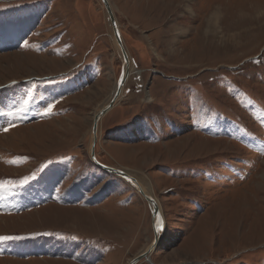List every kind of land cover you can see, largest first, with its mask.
<instances>
[{
  "label": "rangeland",
  "instance_id": "1",
  "mask_svg": "<svg viewBox=\"0 0 264 264\" xmlns=\"http://www.w3.org/2000/svg\"><path fill=\"white\" fill-rule=\"evenodd\" d=\"M109 3L131 69L95 156L147 180L165 223L137 264H264V0ZM122 69L101 0H0V264L151 246L142 196L89 155Z\"/></svg>",
  "mask_w": 264,
  "mask_h": 264
},
{
  "label": "water",
  "instance_id": "2",
  "mask_svg": "<svg viewBox=\"0 0 264 264\" xmlns=\"http://www.w3.org/2000/svg\"><path fill=\"white\" fill-rule=\"evenodd\" d=\"M101 2L103 3V6L105 8V11H106V15H107V19H108V22L110 23V27H111V31H112V35H113V40H114V43L121 47V54H122V57L126 58V54H125V51L123 49V45H122V40H121V36H120V33H119V30H118V27H117V24H116V21H115V18L111 12V9L110 7L108 6L107 4V1L106 0H101ZM122 60V61H124ZM124 64V62H123ZM123 69H122V72H121V75L118 79V83H117V88L118 87H121V89L123 88V86L125 85V81L126 79L124 80V78L122 77L123 75ZM115 104H110L108 107H106L104 110L100 111L98 113V115L95 117V120L93 122V126H92V141H91V147H90V159H91V162L96 166L98 167L99 169H101L102 171L108 173V174H111V175H115L119 178H121L122 180H128V173L123 171V170H120V169H117V168H113V167H109V166H106L102 163H100L98 160L95 159V142H96V139H95V136H96V131H97V128H98V124H99V120L108 112L110 111L113 107H114ZM140 193L143 195V198L145 199L146 203L148 204V207H149V210H150V213H151V217H152V230H153V234H154V238H153V241H152V244H151V248L149 249L148 251V254L151 253V251L159 244V241H160V238L162 237V233L164 231V227H165V223L163 222V219H162V222L160 223L159 221V224L157 225L156 221H155V218H154V214H157L158 211H157V207H158V204L157 202L151 198V197H148V196H145L141 191ZM156 225L161 228L162 230V233H159V235H157L155 229H156ZM141 258H145L147 259V254L145 255H140V256H137V257H134L129 264H137L139 262V260Z\"/></svg>",
  "mask_w": 264,
  "mask_h": 264
},
{
  "label": "bare ground",
  "instance_id": "3",
  "mask_svg": "<svg viewBox=\"0 0 264 264\" xmlns=\"http://www.w3.org/2000/svg\"><path fill=\"white\" fill-rule=\"evenodd\" d=\"M107 1V4H108V6L110 7V9H111V12H112V14H113V8H112V6H111V4L109 3V0H106ZM259 11V10H258ZM263 12V11H262ZM255 15V14H254ZM261 15V14H260ZM113 16H114V14H113ZM106 17H107V15H106ZM218 17V16H217ZM222 17V16H221ZM260 17V16H259ZM230 18V17H229ZM242 18H244V16L242 17ZM260 19V18H259ZM213 20V19H212ZM225 20V19H224ZM228 20V19H227ZM233 20H235V19H233ZM254 20V19H253ZM252 20V21H253ZM258 20V19H257ZM107 21H108V19H107ZM116 21V20H115ZM219 21V20H218ZM229 22H230V20H228ZM260 21V20H259ZM220 22V21H219ZM246 22H248V23H253V22H251L250 20H246ZM256 22V21H255ZM234 23V22H233ZM108 24H109V27H110V23L108 22ZM116 24H117V22H116ZM210 24V23H209ZM235 24V23H234ZM216 25H217V22H216ZM240 25V24H239ZM214 26H215V24H214ZM213 26V27H214ZM234 26V25H233ZM117 27H118V25H117ZM212 27V26H211ZM237 27H238V25H237ZM262 27V26H261ZM234 29V28H233ZM118 30H119V28H118ZM212 30V29H211ZM110 31H111V27H110ZM213 31V30H212ZM214 32V31H213ZM255 32V31H254ZM119 33H120V31H119ZM227 33V32H226ZM121 36V35H120ZM243 36H247V39H249V36H248V34L247 33H245L244 32V34L243 35H239V37L241 38H243ZM111 38H112V42H113V45H114V47H115V49H116V51H117V53H118V55L120 56V58H121V60H124V58L122 57V54H121V47H119V46H117L115 43H114V40H113V35H112V31H111ZM232 38H234V36H232ZM239 38V39H240ZM122 40V39H121ZM239 42H238V40H236L233 44H228V46L229 47H232L234 44H238ZM122 45H123V41H122ZM123 49H124V51H125V54H126V58H125V60L124 61H122V64H123V62H124V64H123V75H122V77L124 78V80L126 79V81L129 79V75H130V69H131V64H130V59H129V56L127 55V52H126V50H125V48H124V45H123ZM30 78V77H29ZM23 79H25V78H23ZM126 81H125V83H126ZM118 83V82H117ZM117 83L115 84V86H114V88H113V90H112V94H110V96L107 98V100L103 103V105L100 107V109L97 111V112H95V114H94V120H95V117L98 115V113L100 112V111H102V110H104L106 107H108L110 104L112 105V104H116V102H117V100L119 99V97L121 96V94H122V91H123V88L121 89V87H118L117 88ZM124 87V86H123ZM241 100H244V99H241ZM109 101V102H108ZM108 102V103H107ZM242 102V101H241ZM107 103V105H105ZM105 105V106H104ZM104 106V107H103ZM115 106V105H114ZM94 120H93V122H94ZM101 121V119L99 120V122ZM99 125V124H98ZM91 132H92V130H91ZM95 139H96V142L98 141V139H99V126H98V128H97V131H96V136H95ZM230 143H231V141H230ZM233 144V143H232ZM231 144V145H232ZM234 146V145H233ZM62 147V146H61ZM239 148V147H238ZM53 149H54V147H53ZM50 151V150H49ZM51 151H52V149H51ZM225 154V153H224ZM89 155H90V151H89ZM95 159L97 160V158H96V156H95ZM113 168H115V167H113ZM117 169H119V168H117ZM121 170V169H120ZM123 171H125V172H129V171H127V170H123ZM128 175V180H126V182H125V184H126V186L129 188V189H132L134 192H136V193H139L141 196H142V198H143V195L140 193V191L145 195V196H148V197H151V198H153L156 202H157V200L152 196V190H151V188L152 187H150V184L148 183V181L147 180H145L143 177H139V176H137L134 172L133 173H128L127 174ZM112 176V175H111ZM114 179V178H113ZM122 180V179H121ZM121 180H119V182H121ZM124 181V180H123ZM122 183V182H121ZM153 189V188H152ZM144 199V198H143ZM144 201H145V199H144ZM145 203H146V201H145ZM105 204V203H104ZM158 204V203H157ZM9 205V204H8ZM146 205L148 206V204L146 203ZM8 207V206H7ZM149 208V207H148ZM158 209H157V211H158V213L157 214H154V218H155V221H156V223H157V225L159 224V221H160V223L162 222V214H161V212H160V207H159V205H158V207H157ZM207 222H210V221H207ZM212 223V222H211ZM156 225V227H158ZM153 229V228H152ZM161 229V228H160ZM162 232V230L160 231V233ZM115 242V241H114ZM115 244H116V242H115ZM151 247L149 246L147 249H145V250H143V251H141L140 252V254L138 255V256H142V255H146L147 254V258H148V251H149V249H150ZM192 248V247H191ZM152 249V248H151ZM203 250V249H202ZM131 261V260H130ZM130 261L127 263V264H129L130 263Z\"/></svg>",
  "mask_w": 264,
  "mask_h": 264
},
{
  "label": "snow or ice",
  "instance_id": "4",
  "mask_svg": "<svg viewBox=\"0 0 264 264\" xmlns=\"http://www.w3.org/2000/svg\"><path fill=\"white\" fill-rule=\"evenodd\" d=\"M155 231H156L157 235H159L161 229L159 227H156Z\"/></svg>",
  "mask_w": 264,
  "mask_h": 264
},
{
  "label": "trees",
  "instance_id": "5",
  "mask_svg": "<svg viewBox=\"0 0 264 264\" xmlns=\"http://www.w3.org/2000/svg\"><path fill=\"white\" fill-rule=\"evenodd\" d=\"M43 174V173H42ZM41 176H39V178H40ZM55 183V181L53 180V179H51L50 180V184H54ZM29 186V185H28ZM11 207H13L12 205H11Z\"/></svg>",
  "mask_w": 264,
  "mask_h": 264
}]
</instances>
